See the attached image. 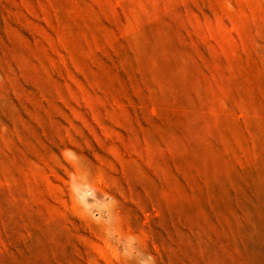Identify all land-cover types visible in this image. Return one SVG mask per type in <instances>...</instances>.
<instances>
[{
	"label": "rangeland",
	"instance_id": "obj_1",
	"mask_svg": "<svg viewBox=\"0 0 264 264\" xmlns=\"http://www.w3.org/2000/svg\"><path fill=\"white\" fill-rule=\"evenodd\" d=\"M129 235L264 264V0H0V264H129Z\"/></svg>",
	"mask_w": 264,
	"mask_h": 264
},
{
	"label": "clouds",
	"instance_id": "obj_2",
	"mask_svg": "<svg viewBox=\"0 0 264 264\" xmlns=\"http://www.w3.org/2000/svg\"><path fill=\"white\" fill-rule=\"evenodd\" d=\"M75 178H70L69 189L73 198L74 204L78 205L83 212L89 216L95 223H100V218L95 216L90 211V205L86 202V198L89 196H94L96 193L95 189L90 183L78 186L74 183ZM89 186L91 190H89ZM109 197V202L111 204H116L115 197L110 194H105ZM105 236L109 240H113L112 234L105 229ZM115 242L119 248L120 254L129 262V264H156L155 257L144 250L139 245L138 238L135 235H129L126 238H120L116 236Z\"/></svg>",
	"mask_w": 264,
	"mask_h": 264
}]
</instances>
